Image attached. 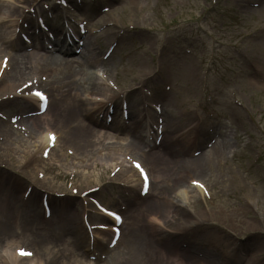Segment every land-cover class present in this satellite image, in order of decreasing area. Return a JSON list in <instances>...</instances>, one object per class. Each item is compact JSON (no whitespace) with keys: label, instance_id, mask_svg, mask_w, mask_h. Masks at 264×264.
Returning a JSON list of instances; mask_svg holds the SVG:
<instances>
[{"label":"rangeland","instance_id":"rangeland-1","mask_svg":"<svg viewBox=\"0 0 264 264\" xmlns=\"http://www.w3.org/2000/svg\"><path fill=\"white\" fill-rule=\"evenodd\" d=\"M64 1L65 5L61 0H33L34 8L24 9L27 6L18 0H0L5 5L0 20L7 9H18L23 15L24 24L20 20L13 23L8 38L24 42L20 35L37 26L39 19L51 28H65L66 23L75 31L76 22L85 21L89 45L102 61L83 71L71 68L69 81H74V89L66 93L64 83L59 99L49 87L52 80L46 73L36 71L19 81L40 80L39 89L50 95L47 119L35 120L39 127L33 138L27 137L29 123L20 130L10 123V117L20 113L17 108L0 106V118L15 133L14 138L18 141L19 133L27 141L11 144L12 148L0 143V156L15 152L16 145L22 144L13 157L19 163L28 156L23 152L33 153L29 168L36 169V173L28 169L18 175L0 165V180L22 182L16 184L17 191L13 189L21 199L29 196L34 181H42L41 188L36 186L40 193L31 197L38 201L41 215L45 196L51 211L61 207L77 216L81 231L63 236L68 250L54 246L53 238L43 245L36 233H24L29 240L41 241L29 247L45 264H53L51 258L56 264H75V258L92 264H109L113 256L126 259L124 239L112 254L106 251L108 241L88 244L90 235L82 219L91 225L104 222L93 200L89 201L95 199L123 214L122 236L135 229L141 237L140 264H172L174 260L178 264H209L213 245L225 264L228 260L264 264V0L250 1L257 3V8L247 0ZM109 50L112 53L105 58ZM6 51L11 52L1 42L0 56ZM72 56L79 60L77 54ZM65 70L61 68V73ZM97 75L113 78L118 88L102 104L88 106L95 109L93 117L98 121L107 122L108 105L117 108L126 100L130 109L148 103L152 124V105L157 103L175 133L168 130L155 147L147 135L135 150L121 141L122 135L113 128L101 130L102 135L112 136L101 144L88 142V134L74 125L81 120L90 129L94 125L91 119L72 112V107L79 108L74 92L80 99H94L84 82ZM129 88L133 89L130 93ZM45 124L68 133L54 151L45 148ZM213 139L217 141L209 146ZM27 146L29 149L22 151ZM66 150L69 155L61 156ZM198 150L205 151L200 159L192 154ZM42 152L49 154L42 157ZM132 159L140 161L152 177L147 195L139 192L140 180L129 164ZM193 180L203 181L199 196L190 185ZM93 188L98 190L82 195ZM22 233L18 230L16 234L19 246L25 239ZM93 236L104 241L107 234L94 232ZM80 237L79 245H74ZM44 248H52L53 254Z\"/></svg>","mask_w":264,"mask_h":264},{"label":"bare ground","instance_id":"bare-ground-1","mask_svg":"<svg viewBox=\"0 0 264 264\" xmlns=\"http://www.w3.org/2000/svg\"><path fill=\"white\" fill-rule=\"evenodd\" d=\"M18 1L23 5L27 6L24 7V9H29L33 7L31 5L33 3V0H22V2L20 0ZM4 7V3L0 2V9ZM7 10L9 11H6L7 14H5V17L0 20V31L3 32L2 35L0 34V44L2 42L8 45L11 52L6 51L4 55L0 56V65L4 64L2 68L0 67V106L2 108H17L20 113L16 115L17 121L14 123L16 129L20 130V128H22L25 123H29L30 129L28 131L27 137L33 138L32 134L34 129H37L39 127V122H35V120H46L49 107H47L46 111L43 114L37 115L36 113H34L38 111V103L35 98L28 97L22 99L16 96L13 99H9L4 97L9 93H14V91L16 90L14 89L16 85L18 86L17 89L22 87L23 89L28 90L31 87L29 80L24 79L21 83H19V81H21L23 77H26V75L28 76L38 71L51 76L52 82L49 83V87L52 89V91L57 92L56 97L57 99H59V97L61 98V96L63 95V93L61 92V88L64 83L66 87V93H69L74 89V81H69V79L71 78V68L76 67L78 70L82 68L83 71L85 68H94L95 66H99L98 63H102V61L98 59L99 56L96 52H94L93 48L91 47L92 44H90L91 46L89 44H86L82 47L79 53L80 59L77 60L75 59V57L68 56L71 53L70 48H66L62 52L58 51L60 54V57H58L55 51H43L41 45H35L34 43H31V46L28 44L25 45L26 43L19 41L17 37H15L14 39L8 38L11 32V27L13 28L12 25H14L19 20L22 25L24 24V22H22L23 15L18 9ZM17 17H20V19H17ZM25 17L26 16H24V18ZM44 35V33H40V36ZM47 42L50 43L51 41L49 40ZM61 68L66 69L64 73H61ZM84 83L89 84V90L87 91H89V94L94 93L93 95L96 97L97 100H91V98H87L84 100L80 99L78 97V94L74 92L75 98H77L79 101L78 109H81L79 111L74 106L72 107V112H78L79 115L83 116L84 118H88L89 120L91 119L94 128L90 129L89 125H87V123L85 122L83 123L84 120H81L80 122H77L78 124L76 123L77 125H74V127H76V130H81L83 133L88 134V142L92 144H101L104 139H109L110 137H112L111 134H106L107 136L105 134L102 135L101 130L105 128L116 129L122 135V137H120V140L128 142L129 145L135 150L137 148V145H140V143L143 142L144 138V136L136 129H141L143 128V126H145V123H141L143 117L148 118L147 120L150 121L149 116H147L149 114V111L146 110L144 107L138 108L136 110L132 109L128 117L130 121L129 126L122 125L121 123L119 124L116 119L117 117H115L114 119L115 122L112 121L113 125L109 123V125L107 126L106 123L98 121L97 118L93 117V112L95 109L93 107L88 106L90 105V103L95 105L102 104V101L106 98V96H113V91H111L109 87H105V83L100 81V79L96 77H94L93 79L88 78ZM99 89H102V91H100L101 94L99 93ZM23 110H27V112H24ZM60 112L61 114L59 118L62 117V109ZM31 114H36V116H34V119L33 116L31 117ZM45 127L47 132H52V129L49 128L47 124H45ZM95 127H97V129ZM60 128L62 127L60 126ZM56 132V140H50V142L54 144V148L52 149L53 151L57 147H59V145L63 142V137L68 134L66 132H58L57 130ZM173 133H175V131L172 128L171 135ZM14 136L15 133L9 130L6 123L3 122L0 118V143H6L11 147V144H14L16 142H27L19 133H17L16 135L18 141L14 138ZM80 136L81 135H78V137ZM20 147H22V144H17L15 152L9 151L10 153L8 152L5 153V155L0 156V165L9 167V170L5 168L3 170L10 172L12 168L13 171H16L14 173L18 175L22 174L28 169H31L32 173H36V169L34 170V168H29V165H31L33 161V153L23 152L25 155L28 154V156L24 158L22 162L19 163H17V161L13 157L14 154L19 153ZM29 147L30 146L25 147L22 151L29 149ZM201 154L202 152H199L197 156L200 157ZM60 155L63 157L68 156V150H66V152H62ZM203 160L205 161L204 158ZM198 181L203 184L202 180ZM20 183L22 182H17L16 179L11 180L10 182L9 180H0V264H41L43 262L42 260L44 259H42L39 253L36 250H33L32 248L24 247L25 249L34 252L31 257L21 259L15 254V250L22 248L18 246L20 242L16 240V238L18 237V235H16L17 231L19 230L23 232L22 234L24 235V237L26 233H36L39 237H41L43 245H45V243L50 240V238H53L54 246H62L63 249H66V246L64 244L60 245L62 241L61 238H63L65 234L72 235L74 233L81 232L80 227L78 225V217L71 214L69 210L58 207L52 210L51 217L49 220H44L38 208V201L31 200V197L33 196L34 192L39 194L38 189L33 187L28 199H21L18 198V196L14 192V190L17 191L16 184ZM33 183L34 185L36 184L39 187L43 186V183L41 181H34ZM151 183L152 181L149 183V185H151ZM193 190L197 193L198 196L201 194V191L197 190L196 188H193ZM107 222H111V220L107 219ZM43 224H45V226H42ZM131 228L133 229V227ZM28 238L29 237H25V239L22 240L21 245L25 244L27 246H30L31 244L34 245V242L41 243L40 240L32 241ZM122 239H124L125 243L124 247L122 246L123 251L126 250V252H128L126 253V259H119V256H113L109 264H140L142 259V253L139 252L138 249L140 248L139 243L141 242V237L137 235V232L134 229L129 230L127 234H124L121 237L120 241ZM44 241L46 242L44 243ZM79 242H81V237L79 238V240H77L76 238L73 243L74 245L78 246ZM119 245L121 244H116V246L113 249L109 250L108 253H114ZM45 250L49 251L50 248H46ZM49 252L50 254H53V249L51 248V251ZM209 254L211 256L209 264H225L218 258V256H216L217 254L214 251V245L212 246ZM76 255L78 254L76 253ZM225 257L227 256L225 255ZM79 259L80 260L76 258L73 259L75 264H90V262L88 261L86 262L81 260V258ZM225 259H228V257ZM49 261L50 263H55L53 258H51ZM226 263L233 264L230 260L226 261ZM173 264L175 263L173 262Z\"/></svg>","mask_w":264,"mask_h":264},{"label":"snow or ice","instance_id":"snow-or-ice-1","mask_svg":"<svg viewBox=\"0 0 264 264\" xmlns=\"http://www.w3.org/2000/svg\"><path fill=\"white\" fill-rule=\"evenodd\" d=\"M34 95H36L42 102L46 99V97L43 96L42 93L36 92L34 93ZM50 139H54V137H49ZM137 167H139V165H137ZM196 183V182H194ZM114 215V214H113ZM117 220L119 219V217H115ZM20 256H29L30 253L26 252L25 250L21 249L18 253Z\"/></svg>","mask_w":264,"mask_h":264}]
</instances>
